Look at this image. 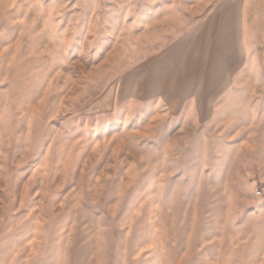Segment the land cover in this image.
I'll use <instances>...</instances> for the list:
<instances>
[{
  "label": "rangeland",
  "instance_id": "rangeland-1",
  "mask_svg": "<svg viewBox=\"0 0 264 264\" xmlns=\"http://www.w3.org/2000/svg\"><path fill=\"white\" fill-rule=\"evenodd\" d=\"M249 13L0 0V264H264Z\"/></svg>",
  "mask_w": 264,
  "mask_h": 264
},
{
  "label": "crops",
  "instance_id": "crops-1",
  "mask_svg": "<svg viewBox=\"0 0 264 264\" xmlns=\"http://www.w3.org/2000/svg\"><path fill=\"white\" fill-rule=\"evenodd\" d=\"M170 9L175 11H211L212 14L207 15L202 20V27H209L213 24L214 19L225 18L228 11L241 13L240 36L242 49L250 51V44L260 42L254 39L256 32L253 29V23L249 21L251 11L260 12L264 10V0H169ZM259 19V14L253 16ZM229 26L223 23V28ZM225 32L223 31V34ZM225 34L223 35V37ZM259 56L255 55L254 59L258 60ZM232 89V88H231Z\"/></svg>",
  "mask_w": 264,
  "mask_h": 264
},
{
  "label": "built area",
  "instance_id": "built-area-1",
  "mask_svg": "<svg viewBox=\"0 0 264 264\" xmlns=\"http://www.w3.org/2000/svg\"><path fill=\"white\" fill-rule=\"evenodd\" d=\"M258 193H261V191L259 190Z\"/></svg>",
  "mask_w": 264,
  "mask_h": 264
}]
</instances>
